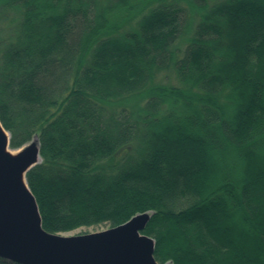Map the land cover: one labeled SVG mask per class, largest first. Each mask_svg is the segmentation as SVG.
Instances as JSON below:
<instances>
[{
  "label": "trees",
  "instance_id": "trees-1",
  "mask_svg": "<svg viewBox=\"0 0 264 264\" xmlns=\"http://www.w3.org/2000/svg\"><path fill=\"white\" fill-rule=\"evenodd\" d=\"M0 122L46 231L150 212L159 263L264 264V0H0Z\"/></svg>",
  "mask_w": 264,
  "mask_h": 264
},
{
  "label": "water",
  "instance_id": "water-1",
  "mask_svg": "<svg viewBox=\"0 0 264 264\" xmlns=\"http://www.w3.org/2000/svg\"><path fill=\"white\" fill-rule=\"evenodd\" d=\"M9 139L0 122V258L19 264H170L155 259L154 240L142 233L150 212L96 232L46 231L25 179L40 161L38 139L14 154Z\"/></svg>",
  "mask_w": 264,
  "mask_h": 264
},
{
  "label": "rangeland",
  "instance_id": "rangeland-1",
  "mask_svg": "<svg viewBox=\"0 0 264 264\" xmlns=\"http://www.w3.org/2000/svg\"><path fill=\"white\" fill-rule=\"evenodd\" d=\"M132 3H134L136 0H130ZM130 6V5H129ZM129 6H125V7H119L117 10L114 11V15L117 16V18H119L118 21V26H120L121 30L125 29L129 23L127 20H125L124 16L127 14L128 11V7ZM185 46V42L184 39L181 38L177 44L175 45V49L179 50V54L181 53V51L183 50ZM168 80L172 81L173 84H177L174 74L172 71L165 70L160 72L157 76H156V82L161 81V82H169ZM141 100H137V99H132L129 98L127 99L125 102H127V105H131V104H136L138 105L140 103ZM25 146V144L23 146H21L18 149H11V152L13 153H17L18 151H20L23 147ZM109 225L108 224H100V225H95V226H89V227H81V228H77L75 230L69 231V232H64V233H60V234H66V235H70V234H82V233H89V232H96L99 230H103L105 228H108ZM169 262V261H166Z\"/></svg>",
  "mask_w": 264,
  "mask_h": 264
},
{
  "label": "bare ground",
  "instance_id": "bare-ground-1",
  "mask_svg": "<svg viewBox=\"0 0 264 264\" xmlns=\"http://www.w3.org/2000/svg\"><path fill=\"white\" fill-rule=\"evenodd\" d=\"M12 154H14L13 152H11Z\"/></svg>",
  "mask_w": 264,
  "mask_h": 264
}]
</instances>
